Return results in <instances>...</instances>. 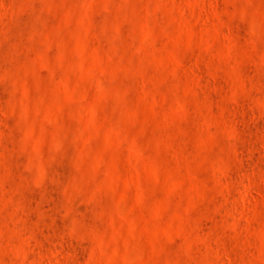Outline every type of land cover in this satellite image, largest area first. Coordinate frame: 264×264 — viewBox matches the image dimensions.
<instances>
[{
	"label": "rangeland",
	"instance_id": "rangeland-1",
	"mask_svg": "<svg viewBox=\"0 0 264 264\" xmlns=\"http://www.w3.org/2000/svg\"><path fill=\"white\" fill-rule=\"evenodd\" d=\"M0 264H264V0H0Z\"/></svg>",
	"mask_w": 264,
	"mask_h": 264
}]
</instances>
